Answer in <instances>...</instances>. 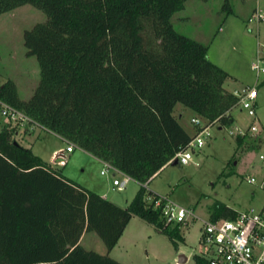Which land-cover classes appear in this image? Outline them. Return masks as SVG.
I'll return each mask as SVG.
<instances>
[{"label": "trees", "instance_id": "trees-1", "mask_svg": "<svg viewBox=\"0 0 264 264\" xmlns=\"http://www.w3.org/2000/svg\"><path fill=\"white\" fill-rule=\"evenodd\" d=\"M184 1L0 0V13L30 3L45 14L22 33L26 54L38 63L33 91L21 99L6 79L0 99L139 183L126 205H117L59 174L2 126L0 203L10 211L5 224L14 226L0 243V264H123L107 251L132 214L173 242L179 236L178 223L162 227L159 209L142 199L144 182L192 136L173 105L225 126L237 104L224 85L228 73L207 58V45L173 27L170 17ZM222 6L231 12L226 0ZM235 140L247 148L259 143L258 136ZM209 210L210 218L234 213L220 200ZM82 231H93L105 251L82 246Z\"/></svg>", "mask_w": 264, "mask_h": 264}, {"label": "rangeland", "instance_id": "rangeland-1", "mask_svg": "<svg viewBox=\"0 0 264 264\" xmlns=\"http://www.w3.org/2000/svg\"><path fill=\"white\" fill-rule=\"evenodd\" d=\"M223 2L185 0L170 19L177 31L207 45V58L228 73L226 86L240 89L255 83V115H249L238 103L235 104L230 110L232 123L219 127L217 122L209 124L204 143L190 149L188 162H167L146 181L145 190L164 194L178 205L191 208L194 216L178 224L179 236L173 242L166 232L132 214L115 244L107 251L110 257L123 264H197L194 255L203 251L199 240L200 219L209 216L213 201L220 200L237 210L264 208V164L258 158L259 153H264V72L256 76L251 68L257 48L264 46V22L250 18L249 12L255 0H226L231 12H225ZM257 2L264 13V0ZM44 19V12L30 3L0 13V83L11 79L21 99L30 96L39 76L35 56L25 52L22 33L33 23ZM175 103L173 112L176 119L189 134H193L196 128L190 118L196 116L201 123L205 119L181 102ZM0 123L11 128L13 139L29 147L33 154L51 164L58 173L82 184L95 181L102 186L109 185L110 198L121 206L126 205L139 186L129 177L122 189H116L111 178H120V173L112 175L108 170L100 174L102 164L89 152L77 146L66 151L65 140L35 122L20 118L9 122L0 115ZM252 123L259 143L247 148L245 144L236 142L237 134L233 127L246 129ZM250 138L248 133L243 136L245 141ZM54 149H63L62 161L58 162L54 157ZM250 175L254 178L252 182L248 180ZM173 226V223L169 224L166 229ZM98 243V247L97 243L89 246L104 252L100 239ZM179 255H184L185 260L178 261Z\"/></svg>", "mask_w": 264, "mask_h": 264}, {"label": "built area", "instance_id": "built-area-1", "mask_svg": "<svg viewBox=\"0 0 264 264\" xmlns=\"http://www.w3.org/2000/svg\"><path fill=\"white\" fill-rule=\"evenodd\" d=\"M250 18L256 21L264 22V13L255 8L250 13ZM251 68L254 69L256 76L264 72V46L257 48L254 60L251 62ZM237 97V103L240 108L245 109L247 113L254 116L255 97L257 94L255 83L249 86L234 89L232 91ZM0 115L9 122H16L17 119L31 120L23 111L8 104L0 99ZM190 121L195 125V131L186 143L185 147L174 153V158L179 163H186L191 158L190 149L200 147L204 143V135L208 134V125L201 123L196 116H192ZM36 123V122H35ZM37 124V123H36ZM236 134L245 135L248 133L251 138H256V127L252 123L246 129L234 126ZM66 151H70L75 146L66 141ZM54 157L57 161L64 158L63 149L55 151ZM63 157V158H61ZM258 158L264 164V153H259ZM169 162V160L167 161ZM108 170L113 175L115 172L122 176L112 177L111 184L116 189H122L125 186L128 175L120 172L107 161L102 160V167L99 172L106 173ZM249 181H254L253 176H248ZM146 181L144 182L145 185ZM142 199L145 205L157 207L162 217V227L169 224L184 223L187 218L194 216L191 208L183 207L171 201L166 195L145 190ZM199 229V240L203 245L201 256L205 264H264V208L254 209L252 207L245 209H234V213L227 217L201 218Z\"/></svg>", "mask_w": 264, "mask_h": 264}, {"label": "crops", "instance_id": "crops-1", "mask_svg": "<svg viewBox=\"0 0 264 264\" xmlns=\"http://www.w3.org/2000/svg\"><path fill=\"white\" fill-rule=\"evenodd\" d=\"M253 9H255V8H259V9H261L259 6H258V2H257V0H255V3H254V7H252ZM262 8H264V6H262ZM253 9L252 10H250V12H249V15H250V13L253 11ZM262 10V9H261ZM228 78V77H227ZM226 78V79H227ZM226 79H225V81H224V85H225V82H226ZM225 87L227 88V89H229V90H231V91H233L234 89H236V88H229L228 86H226L225 85ZM257 95V94H256ZM176 103H174V105H175ZM174 105H173V107H174ZM172 112H173V108H172ZM173 115L175 116V114H174V112H173ZM178 120V119H177ZM178 122H179V120H178ZM180 123V122H179ZM2 123H0V128L2 127ZM182 125V124H181ZM182 127L184 128V126L182 125ZM219 127V126H218ZM185 129V128H184ZM57 135V134H56ZM59 136V135H58ZM258 136V135H257ZM60 137V136H59ZM259 137V136H258ZM24 146H26V145H24ZM54 151H55V149H54ZM57 151V150H56ZM93 156V155H92ZM97 161H99L101 164H102V160L101 159H99V158H97V157H95V156H93ZM55 163L57 164V162L55 161ZM167 163V162H166ZM165 163V164H166ZM49 164V163H48ZM50 166H51V164H49ZM52 167V166H51ZM101 167H102V165H101ZM100 167V168H101ZM53 168V167H52ZM100 168H99V170H100ZM100 173V172H99ZM60 174V173H59ZM101 174V173H100ZM102 174H105V173H102ZM62 175V174H61ZM154 175V174H153ZM57 176V175H56ZM64 176V175H63ZM65 177H67V176H65ZM107 179H108V177H106ZM106 179V180H107ZM76 182V181H75ZM77 183H79V182H77ZM79 184H81L82 186H84V187H86V188H88V189H90V190H93V191H95V192H97L98 194H100L102 197H104V198H107V199H109V200H111L112 202H114L115 204H117V205H120L116 200H112L111 198H110V196H109V194H108V190L110 189L109 188V185L106 187V186H102V185H100V184H98L97 182H91V183H89V184H87V183H79ZM121 206V205H120ZM4 211H6L7 212V215L9 216L10 215V211H8V209H4L3 208V205L0 203V243L2 242V238L4 237V236H6V235H8V234H10L11 232H12V229H13V224H11L10 222H9V224H5V222H4V216H3V213H4ZM11 218H12V215H11ZM6 226H9V227H7V230H6ZM124 230V229H123ZM123 230H122V232H123ZM121 232V233H122ZM121 235V234H120ZM119 235V236H120ZM96 235H95V233L93 232V231H82L81 232V234L79 235V238H78V241H79V243L82 245V246H84L85 248H91V249H94V248H92L91 246H89V245H92V243H97V247L99 246V243H98V239H99V237H95ZM0 247H1V244H0ZM94 250H96V251H99L100 252V250H98V249H94Z\"/></svg>", "mask_w": 264, "mask_h": 264}, {"label": "water", "instance_id": "water-1", "mask_svg": "<svg viewBox=\"0 0 264 264\" xmlns=\"http://www.w3.org/2000/svg\"><path fill=\"white\" fill-rule=\"evenodd\" d=\"M176 161V159L174 158L172 161H170V162H175ZM185 260V256L184 255H179V257H178V261H184Z\"/></svg>", "mask_w": 264, "mask_h": 264}]
</instances>
